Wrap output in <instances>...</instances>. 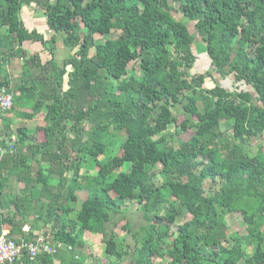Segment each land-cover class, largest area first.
<instances>
[{"label": "trees", "instance_id": "trees-1", "mask_svg": "<svg viewBox=\"0 0 264 264\" xmlns=\"http://www.w3.org/2000/svg\"><path fill=\"white\" fill-rule=\"evenodd\" d=\"M30 6L44 12L50 39L25 25ZM58 36L73 53L62 67ZM26 43L51 58L43 63ZM199 44L210 71L193 75ZM7 60H22L23 72L0 82L15 94L12 117L0 112V236L34 240L43 223L77 254L85 232L102 235L117 264H264V150L250 155L247 146L264 136V0H0V64ZM215 73L236 88L216 84ZM22 101L33 114L18 110ZM40 112L43 126L11 131ZM169 126L172 140L162 135ZM127 201L142 215L138 230ZM229 214L245 219V235L229 233Z\"/></svg>", "mask_w": 264, "mask_h": 264}, {"label": "rangeland", "instance_id": "rangeland-1", "mask_svg": "<svg viewBox=\"0 0 264 264\" xmlns=\"http://www.w3.org/2000/svg\"><path fill=\"white\" fill-rule=\"evenodd\" d=\"M29 9H32L35 11L39 10L35 6H30ZM40 12L42 13V18H43L45 16L44 12L43 11H40ZM21 14L23 15V12ZM175 17L178 19L182 18L181 15H175ZM26 21L28 22V23L26 22L27 25H29V26L34 25V23H30L28 19H26ZM189 27L192 30V32H194L193 24H189ZM27 28L29 29L30 27H27ZM116 38H117V34H111V35L104 36V37L97 36V39H99L101 41H106L107 39H116ZM197 40L200 41L201 39L199 37H197ZM62 42H63V36H61V37L58 36L57 42L54 45V48H55L54 50H55V54H56V58H57L56 60L58 61V64L60 67H62L63 62L65 60L70 59L71 55L73 54V53H71L70 50L65 48V46L62 44ZM38 45H40V44H38ZM195 51L197 54V63L195 65V68L191 71V73L193 75H197V74H204V73L210 71V61L206 56L205 49L202 46V44H199L197 46V48L195 49ZM40 57H41V60L43 62H46L47 60H49L51 58L50 54L46 51H44L43 54L40 55ZM136 63L137 62L135 61L134 62L135 66H136ZM214 79H215L216 84H219L225 88H228L230 90H232V89L234 90L236 88V85L234 84L231 76L224 78L223 76L215 73ZM213 85H214V83H211L210 80H208V83L206 84V86L212 87ZM241 89L250 91L251 88L242 86ZM14 106H15V102H14ZM26 108H27V110H26ZM20 109H25V111H27L25 113H27L29 115L33 114L32 108H30V106L27 107V106L21 105L18 110L21 111ZM2 114H3V118H4V116L8 115L6 113H2ZM9 115H11V114H9ZM174 115L178 119V125L181 124L185 119L184 118V111L180 105L174 109ZM3 118H1V121ZM7 118H9V117H7ZM43 118H44V113L40 112L37 116L33 117L32 119L17 121V123L15 122L14 125L11 127V131H15L18 128L22 129L23 131L24 130H27V131L28 130L29 131L35 130V128L44 125V119ZM1 121H0V131H4L5 127H4V124L2 125ZM85 126H86V128H89L90 125L86 123ZM177 133L178 132H177V129L175 128V126H169L168 130L163 132L162 135L166 136L169 140H172L175 136L178 135ZM229 133L231 134V132H229ZM182 136H183L182 138L186 140V139L191 138L192 135H191V133H187V134H183ZM119 137L121 139H126V134L124 132H122V133H120ZM37 140H39V141L43 140V134L42 133H38ZM13 142H14V138H13ZM247 144H248L247 146L249 149V154L255 155L257 152L260 151V149L264 150V136L251 139V140H249V143H247ZM12 145H13V143L11 142L10 147ZM110 151H111V154H113V155L115 153H117V152H115V149H113V148H111ZM118 153H117L118 155H120V156L122 155V152H118ZM100 159H103V157H100ZM111 169H112V167H111ZM115 171L117 173L120 172L119 169L115 170ZM96 172H97V170H93V171H90L88 173L91 176H94V175H96ZM89 192L90 191L88 189H84L83 191L78 192V194H77V196H78L77 206L78 207H80L81 203L87 199V197L90 194ZM208 195H210V194L208 193ZM126 204L129 207L128 216H129V219L131 221H133V226H134L133 228H134V230H138L139 227L142 224H144L143 219H142V215L138 210V206L134 202H129V201H127ZM223 219H224L223 222L227 226L229 233H239L241 235L246 234L247 225H246L245 219L240 214H229V215H226L225 217H223ZM181 221L182 220L177 221V225L181 224L182 223ZM121 225H123V224H121ZM116 232H117V235H119V237H123L126 235V232L121 229V226L118 229H116ZM129 242H130V240H129ZM253 248H254V246L247 245L246 252L248 251V253H250ZM127 264H129V259L127 261ZM155 264H163V263L160 260H155Z\"/></svg>", "mask_w": 264, "mask_h": 264}, {"label": "crops", "instance_id": "crops-1", "mask_svg": "<svg viewBox=\"0 0 264 264\" xmlns=\"http://www.w3.org/2000/svg\"><path fill=\"white\" fill-rule=\"evenodd\" d=\"M22 12H23V15L21 14V18L25 22L26 26L30 27L29 29H37L41 33L45 34L46 39H50L53 36V33H50L49 31H47L46 18H45V16L42 18V13L40 12V10L35 11L32 9H29V7H25L22 10ZM26 19H28L30 23H34V25H32V26L27 25L28 22L26 21ZM62 44H63V42H62ZM23 48L30 55H35V54L42 55L43 52L45 51L44 48L42 47V45L40 46L38 44L26 43V44H24ZM56 62H58V61L56 60ZM43 63H45V62H43ZM22 66H23L22 60H19V61L18 60H7L5 63H1L0 64V82L5 81V80H9V81H11V84H15L16 81L18 80L17 78H19L23 72ZM13 95H14V99H15V94L13 93ZM19 104H20L18 106L19 108L21 105L27 106V107L30 106L29 103L26 101H22ZM20 110L23 112H27V111H25V109H20ZM26 110H27V108H26ZM5 117L11 118L12 116L6 115V116H4V118ZM0 121H1V117H0ZM17 121H22V120L18 119L15 122L17 123ZM1 122L3 125L4 124L3 119ZM24 228L29 229V232L31 231V225L30 224L26 225ZM24 228H23V231H24ZM34 229H35L34 234H36V236L44 235L45 237L49 238L56 245V243L54 242V240L52 239V237L50 235V232H51L50 226H45V225H43V223H40L38 225V227L36 226ZM24 232H25V234H29V232H26V231H24ZM46 232L48 233L49 236L46 235ZM3 233L8 234V231H4ZM102 239H103V236L100 234L94 235L90 232H85L84 237H83V240L85 243V249H84V251H81V254H77L74 251L73 247H72L73 250L71 251L69 249V246L67 247V246H64L62 244H57V245H61V246L58 249L57 254L51 255L52 261L50 264H79V262H80V264H82V263L83 264H117L114 262V259H112L111 257L109 258L105 254V245L102 242ZM129 240H130V242H129ZM127 244L128 245L131 244V238H128ZM45 255H47V254L40 255L33 262L32 261L26 262L24 259H22L17 264H48L42 258V256H45ZM48 256H50V255H48ZM79 258H80V261H79ZM127 261H128V259L121 264H127ZM129 264H132L131 259H129Z\"/></svg>", "mask_w": 264, "mask_h": 264}, {"label": "built area", "instance_id": "built-area-1", "mask_svg": "<svg viewBox=\"0 0 264 264\" xmlns=\"http://www.w3.org/2000/svg\"><path fill=\"white\" fill-rule=\"evenodd\" d=\"M14 108V95L6 87L0 88V112L7 113ZM11 152L13 148L11 146ZM29 232V229L24 228ZM61 245H55L44 235H38L34 240L21 239L16 241L3 233L0 236V264H15L25 255L29 261H35L40 255H55ZM72 251V247H69ZM78 258V257H77Z\"/></svg>", "mask_w": 264, "mask_h": 264}]
</instances>
